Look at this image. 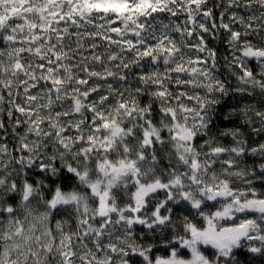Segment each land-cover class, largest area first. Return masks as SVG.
<instances>
[{
	"label": "snow or ice",
	"instance_id": "snow-or-ice-1",
	"mask_svg": "<svg viewBox=\"0 0 264 264\" xmlns=\"http://www.w3.org/2000/svg\"><path fill=\"white\" fill-rule=\"evenodd\" d=\"M0 264H264V0H0Z\"/></svg>",
	"mask_w": 264,
	"mask_h": 264
}]
</instances>
